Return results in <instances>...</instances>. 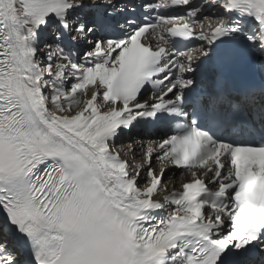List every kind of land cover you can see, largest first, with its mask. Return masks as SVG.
<instances>
[{
  "label": "snow or ice",
  "instance_id": "6c2138e0",
  "mask_svg": "<svg viewBox=\"0 0 264 264\" xmlns=\"http://www.w3.org/2000/svg\"><path fill=\"white\" fill-rule=\"evenodd\" d=\"M0 264H264V0H0Z\"/></svg>",
  "mask_w": 264,
  "mask_h": 264
},
{
  "label": "bare ground",
  "instance_id": "6f19581e",
  "mask_svg": "<svg viewBox=\"0 0 264 264\" xmlns=\"http://www.w3.org/2000/svg\"><path fill=\"white\" fill-rule=\"evenodd\" d=\"M133 139L139 140V138L137 136H134ZM125 143H132V140H126ZM136 148V152H137V159H139V153L141 151L139 144L135 145ZM166 182L169 184V188H172V185L175 184V186L178 188L179 187V183H180V177L179 174L175 176V178L173 180H167Z\"/></svg>",
  "mask_w": 264,
  "mask_h": 264
}]
</instances>
